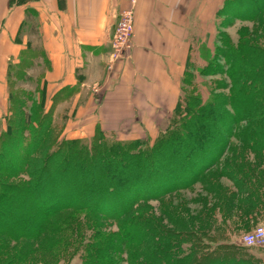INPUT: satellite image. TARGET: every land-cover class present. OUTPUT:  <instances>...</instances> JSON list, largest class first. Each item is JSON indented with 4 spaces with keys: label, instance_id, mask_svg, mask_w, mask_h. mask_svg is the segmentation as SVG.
I'll return each instance as SVG.
<instances>
[{
    "label": "trees",
    "instance_id": "16d2710c",
    "mask_svg": "<svg viewBox=\"0 0 264 264\" xmlns=\"http://www.w3.org/2000/svg\"><path fill=\"white\" fill-rule=\"evenodd\" d=\"M263 10L264 0H224L215 18L224 27L222 14L224 21L230 15L249 20ZM215 39L222 45L213 50L195 40L176 109L154 140L122 139L99 127L89 138L63 137L53 117L59 93L47 106L43 73L35 88L27 87L35 82L30 71L41 50L23 52L19 64L10 65L8 109L0 117L1 255L9 258L10 241H38L49 233L58 239L42 242V250L71 259L80 253L81 264H260L247 246L225 236L228 226L215 224L213 215L200 231L186 232L162 227L140 206L191 187L216 165L247 193L241 204L253 203L256 183L247 175L263 174L264 165L242 151L229 155L234 143L225 133L248 152L264 154V47L256 43L261 37L241 34L235 41L218 29ZM218 73L230 82L205 81L209 91L201 78ZM229 86L228 95L216 92ZM103 218L124 219L120 235L105 233Z\"/></svg>",
    "mask_w": 264,
    "mask_h": 264
},
{
    "label": "crops",
    "instance_id": "0c3cea01",
    "mask_svg": "<svg viewBox=\"0 0 264 264\" xmlns=\"http://www.w3.org/2000/svg\"><path fill=\"white\" fill-rule=\"evenodd\" d=\"M223 1L138 0L132 49L110 70L128 0H0V117L8 109L10 65L38 48L33 71L44 70L47 106L61 96L53 117L63 137L89 138L99 127L122 139L154 140L176 109L194 42L209 37ZM250 176L256 187L244 222L255 229L264 226V173Z\"/></svg>",
    "mask_w": 264,
    "mask_h": 264
},
{
    "label": "rangeland",
    "instance_id": "374dc122",
    "mask_svg": "<svg viewBox=\"0 0 264 264\" xmlns=\"http://www.w3.org/2000/svg\"><path fill=\"white\" fill-rule=\"evenodd\" d=\"M225 19L226 21H224L223 14L221 17H219V24L223 22L225 25L224 27H219V25H217L218 21L216 20V18L214 20V24L210 25L209 37H207V39H205L204 41H206V43L208 44L207 46L212 50L214 49L216 43L218 45H222V42H216L215 39L217 35V29L229 34L235 41L240 38L241 34H248V36L255 38L261 37V39H259L256 43L264 47V10L259 12L257 16L252 17L249 20H242L234 15L233 17L230 15ZM131 44L133 46V41ZM132 46L129 49L128 53H130ZM202 46L203 45H201L200 47ZM129 55L130 54H128L127 56ZM125 56L121 58L123 59ZM109 57L110 60L108 69L113 70L115 64L119 60H121V58L111 59V54ZM30 73L34 76L35 82H33L32 85L28 84V86H26L35 88L37 85V79L39 78V80H41V76L44 71L34 70L30 71ZM201 79H203L202 84L209 91H211L213 87L211 88V86L207 85L205 81H208V84H210L211 82H215L216 80L220 81L221 83L223 81L228 83L230 82L229 77L224 73L202 76ZM180 88H182V78ZM230 89L231 87L229 86L227 88H220L216 92L228 95L230 93ZM58 126L60 127L61 124ZM245 127L246 123L239 124L236 130L238 133H241V131ZM225 134L226 137L231 139V142L234 143L233 145H231V153H229V155H231L232 152L234 153L235 151H242L241 154L245 153L246 157H248L252 161L261 159V164L264 165V154L257 155L252 152H248L247 148L240 144L238 137H234V135L231 134L230 138V131L228 130H226ZM221 167L216 165L207 169L203 178L201 180H198L189 188H182L180 190L165 193L161 197H158L156 199L147 202H141L140 206L144 210H152L155 218L162 224V227L164 226V228L166 227L170 230H183L186 232L200 231L201 226L208 225V221H210L208 220L209 215H213L215 224H225V226H228L227 231H225V236L229 237L230 240L241 246L242 237L246 233H249L253 230L252 228H250V224L248 222H244L248 217V215L245 214V207L248 208V206L245 205L244 207V205L241 204L242 199H246L245 197H247V193H243L241 191L239 192L238 189L233 188V183L230 181V179H228L227 176L220 175L219 171ZM247 177H249V180H251V177L249 175H247ZM211 183H214L216 185L218 184V187L215 189L209 188L208 191L207 185H210ZM100 221L102 223V230L105 233L110 235H120L121 224L125 220H107L103 218ZM218 234H220V231H218ZM57 239L58 237L56 235L48 233L38 241H10L9 246L12 250L10 249L9 251V258L6 259L5 256L1 255L3 253V250L0 251V264H81L80 253L75 255V257L71 259L67 258L66 256L62 257V255L57 256V254H55L56 249L54 248L52 250L41 249L42 242L53 244ZM205 244H207V242H205ZM247 248L249 249L246 254L260 260V264H264V249L257 247ZM145 251L146 250H144V252ZM14 256H19L18 261L14 259ZM124 257L126 258V254H124ZM239 257L242 256L240 255Z\"/></svg>",
    "mask_w": 264,
    "mask_h": 264
},
{
    "label": "built area",
    "instance_id": "2783aa9c",
    "mask_svg": "<svg viewBox=\"0 0 264 264\" xmlns=\"http://www.w3.org/2000/svg\"><path fill=\"white\" fill-rule=\"evenodd\" d=\"M137 2L138 0H128L127 6L120 12L112 42L111 59L125 56L132 46ZM241 243L247 247L264 249V226H257L251 232L246 233L242 237Z\"/></svg>",
    "mask_w": 264,
    "mask_h": 264
}]
</instances>
